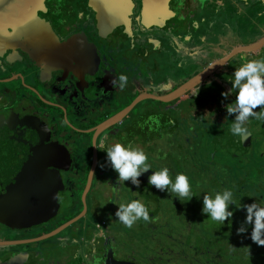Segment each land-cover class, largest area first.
I'll return each instance as SVG.
<instances>
[{
	"label": "flooded vegetation",
	"instance_id": "obj_1",
	"mask_svg": "<svg viewBox=\"0 0 264 264\" xmlns=\"http://www.w3.org/2000/svg\"><path fill=\"white\" fill-rule=\"evenodd\" d=\"M263 39L264 0H0V264H157L149 205L174 196L148 184L161 142L175 152L181 137L227 134L251 146L255 118L249 141L232 135L235 97L222 93L235 68L264 58ZM102 140L145 151L139 187L118 183ZM133 199L149 219L126 227L115 213ZM186 235L171 233L175 264H264V246L237 233L202 245L206 257Z\"/></svg>",
	"mask_w": 264,
	"mask_h": 264
},
{
	"label": "clouds",
	"instance_id": "obj_2",
	"mask_svg": "<svg viewBox=\"0 0 264 264\" xmlns=\"http://www.w3.org/2000/svg\"><path fill=\"white\" fill-rule=\"evenodd\" d=\"M127 82L128 77L123 74L112 81L113 86L119 83L120 89H123ZM231 85V89L223 92L222 96L227 97L233 94L235 97V102L226 105V110L229 115L235 114L230 128L231 133L240 135L245 130L250 117L264 121V58L245 60L238 68H235ZM258 107L260 111L255 110ZM94 146L106 152V163L118 174V183H124L130 179L131 184L139 187L141 181L137 178L152 169L145 151L133 147L130 143L117 142L108 146L102 140L99 145L94 144ZM99 166L103 168L105 165ZM148 184L161 191L166 190L179 200L183 199L184 202L195 196L189 176L181 172L173 180L167 167L152 171L148 176ZM202 203V213L207 214V217L220 225L233 216L229 205L237 204L231 189L206 194L203 196ZM244 210L246 216L237 229L238 234L247 232L248 226H251V240L259 246H264V203L254 200L244 205ZM115 215L126 227H132L138 220L149 219V209L141 201L133 199L131 202L119 204Z\"/></svg>",
	"mask_w": 264,
	"mask_h": 264
},
{
	"label": "trees",
	"instance_id": "obj_3",
	"mask_svg": "<svg viewBox=\"0 0 264 264\" xmlns=\"http://www.w3.org/2000/svg\"><path fill=\"white\" fill-rule=\"evenodd\" d=\"M255 110L261 109L258 107ZM254 125L257 129V137L251 146L240 144L239 147L235 141L228 138L227 134H223L217 139L210 137L207 144L198 146L197 149H200L192 152V159L188 152L182 151L171 161L174 168L186 167L183 172H187L185 174L190 178L195 194L194 203L203 200L204 195L214 194L216 191L231 189L234 192L237 204L229 205L230 210L233 211L231 223H228L231 224L230 229L227 230V234L217 229H210V238L215 237L214 242H219L218 237L227 241L237 233L241 243H255L250 236L251 226H248L245 233L237 232L246 216L244 205L254 200L264 203V121L255 119ZM190 164L192 167H189ZM198 195L201 196L200 199L196 198ZM204 232L205 229L201 232L202 235Z\"/></svg>",
	"mask_w": 264,
	"mask_h": 264
},
{
	"label": "rangeland",
	"instance_id": "obj_4",
	"mask_svg": "<svg viewBox=\"0 0 264 264\" xmlns=\"http://www.w3.org/2000/svg\"><path fill=\"white\" fill-rule=\"evenodd\" d=\"M232 97V96H231ZM233 98V97H232ZM198 132V131H196ZM209 141V138L207 137H197V138H184L181 137L176 140L177 144V150L175 152L171 151V144L168 142V140H163L161 142V145L164 147H167L166 149L163 147L162 150L163 153H160V155L164 158H162V162L159 163L160 169L164 164H168V161H165L168 155H170L173 159H175V154L177 157V154H181L178 150L179 146H182L186 148L187 146H191L195 148L196 150L200 149L197 147H201L202 145L207 144ZM170 148V149H169ZM187 149H190L187 147ZM192 149V148H191ZM174 150V149H172ZM172 152V153H171ZM213 154V152H211ZM169 156V157H170ZM165 161V162H164ZM186 170V167L181 166V168H175L174 171H176L174 174L170 173L171 178L174 180L175 176L178 173H187L183 172ZM159 171V170H158ZM200 195L196 196V198L200 199ZM195 197L193 196L191 200L193 201ZM203 200L200 199L198 203L194 202H184L183 199H178L173 196V198L170 201H160L157 204H150V209L152 211L157 210V218L155 221L156 225L159 227L158 233L160 231V250L157 254L156 263L157 264H175L174 261H177L176 256L173 258L172 256L175 255V251L173 247H171V243H173L171 238V233H174V231L182 233V231H186L187 235L184 237L185 241H190L192 244L195 245L196 248H201L202 245L205 243H210L213 247V250L217 251L218 248L215 246L218 242H214L215 237L210 238V229H217L220 232H224L227 234V230L230 229V225L228 223H231L232 217L230 220H226L223 225H220L218 222L212 221L209 217H207V214L202 213V207H203ZM160 208V211L158 212V209ZM233 222V221H232ZM205 229V232L202 235V231ZM212 232V231H211ZM229 232V231H228ZM176 239L180 237V235L176 234ZM162 237V238H161ZM172 241V242H171ZM179 243L178 241H176ZM149 246L152 247V244H149V241L145 240V251L146 255L151 256L154 254L152 250H149ZM204 250H201L200 253H202V257H206L207 251L205 248H201ZM199 249H196L198 251ZM200 251V250H199Z\"/></svg>",
	"mask_w": 264,
	"mask_h": 264
},
{
	"label": "water",
	"instance_id": "obj_5",
	"mask_svg": "<svg viewBox=\"0 0 264 264\" xmlns=\"http://www.w3.org/2000/svg\"><path fill=\"white\" fill-rule=\"evenodd\" d=\"M264 40V39H263ZM264 43V41H260V42H257L255 44L256 47H259L261 46L262 44ZM181 92V91H180ZM232 134V133H231ZM233 135V134H232ZM237 137L243 139V140H246V141H249V137H250V134L246 133L245 130L240 134V135H236ZM247 143V142H245Z\"/></svg>",
	"mask_w": 264,
	"mask_h": 264
}]
</instances>
